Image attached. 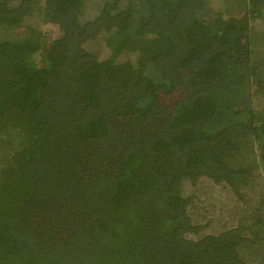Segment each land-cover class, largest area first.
<instances>
[{
  "label": "trees",
  "instance_id": "1",
  "mask_svg": "<svg viewBox=\"0 0 264 264\" xmlns=\"http://www.w3.org/2000/svg\"><path fill=\"white\" fill-rule=\"evenodd\" d=\"M88 1L0 0V264H264L250 0ZM205 179L242 211L191 238Z\"/></svg>",
  "mask_w": 264,
  "mask_h": 264
},
{
  "label": "rangeland",
  "instance_id": "2",
  "mask_svg": "<svg viewBox=\"0 0 264 264\" xmlns=\"http://www.w3.org/2000/svg\"><path fill=\"white\" fill-rule=\"evenodd\" d=\"M252 7L250 8V35L253 40V44L256 47V51L262 50L264 57V0H250ZM100 4L99 0H89L87 2L86 9L84 10V17L91 18L97 11ZM219 3L214 1L209 9H206V18L211 17L218 9H214ZM231 12H236L233 9ZM237 13V12H236ZM32 26L36 23V17L33 16L29 21ZM40 27L46 28L48 23L42 21L38 22ZM39 31V27L34 26ZM28 26L20 27H4L0 30V38H24L29 36V39L33 40L36 37L31 34L30 31L27 32ZM41 30V29H40ZM26 32V34H24ZM48 33V32H46ZM53 36V32H50L49 38L44 40V46H47L49 39ZM106 34H102L96 40L90 42V48L96 52L100 57L104 54H108L113 45V40L111 38L105 37ZM251 40V41H252ZM40 52V51H38ZM36 52L34 57L35 62H39L41 55ZM262 65L264 67V59L262 60ZM262 86H264V70L262 71ZM254 107L256 111H264V91L260 94L255 93ZM264 173V168H263ZM183 193L185 195H194L196 198V204L193 208V212L197 213L194 215V222L202 224V228L196 235L189 234L191 238H198L199 236L207 233H216L223 229L236 224L238 215L241 213V204L231 196L230 192L224 185H213L210 181L202 180L198 182L196 186H190L187 181L183 184ZM192 216L193 213L191 212ZM196 218V219H195Z\"/></svg>",
  "mask_w": 264,
  "mask_h": 264
}]
</instances>
